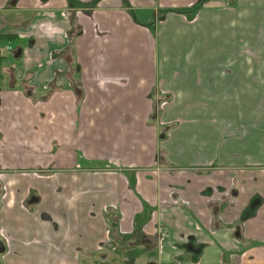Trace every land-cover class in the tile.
<instances>
[{
  "label": "crops",
  "instance_id": "0c3cea01",
  "mask_svg": "<svg viewBox=\"0 0 264 264\" xmlns=\"http://www.w3.org/2000/svg\"><path fill=\"white\" fill-rule=\"evenodd\" d=\"M75 1L0 0L1 264H264V117L245 114L238 139L212 119L208 167L197 151L160 159L148 125L169 75L165 30L211 26L226 2ZM239 71L228 96L247 93ZM178 76L174 94L212 112L259 106L215 100L232 77L211 98Z\"/></svg>",
  "mask_w": 264,
  "mask_h": 264
},
{
  "label": "rangeland",
  "instance_id": "374dc122",
  "mask_svg": "<svg viewBox=\"0 0 264 264\" xmlns=\"http://www.w3.org/2000/svg\"><path fill=\"white\" fill-rule=\"evenodd\" d=\"M223 1L226 3L212 5L211 26H169L165 30L168 62L164 64L169 75L160 81L164 82L163 86L156 85L157 93L153 96L150 113L153 115L148 119V125L156 127L153 132L155 130L159 140L157 143L162 147L159 149L160 159L162 155L165 159L169 158L171 165L176 161L193 159L188 157L193 151H197L196 155L200 154L197 167L212 165V119H220L222 129H230L233 138L238 139L247 129V124L240 122L245 114L253 119L258 113L264 117V92L258 99L256 95L257 86H260L256 76L264 72V0ZM144 28L154 33L153 26L146 24ZM201 65L205 67L199 70ZM243 67H247L249 73V85L243 89L247 93L226 95L242 87L239 84V70ZM181 69L188 70L192 74L189 82L211 98L212 85L217 87L219 80L229 83L228 79L232 77L234 85L218 93L215 100L229 98L231 103L255 102L259 106L252 111L232 109L225 114L218 110L212 112V99L190 96L188 100H183L174 94L175 88L180 86L181 81L177 83V76ZM261 76L264 77V73ZM225 118L228 120L224 122Z\"/></svg>",
  "mask_w": 264,
  "mask_h": 264
},
{
  "label": "flooded vegetation",
  "instance_id": "af4514ba",
  "mask_svg": "<svg viewBox=\"0 0 264 264\" xmlns=\"http://www.w3.org/2000/svg\"><path fill=\"white\" fill-rule=\"evenodd\" d=\"M67 1V0H66ZM4 53L2 51H0V57L3 56ZM5 194V192H3V195ZM174 194H177L176 192H170L168 194L169 197H171V199L173 200V197L174 198H177L174 196ZM36 195L32 194L30 195L29 197V201H32L34 199H36ZM165 200H163L162 202H164ZM166 202H164L163 204H165ZM198 228V226H197ZM7 241H8V234L6 232V230L0 226V243L2 244V246L4 247V250L2 252H0V257L3 256L4 254H6L8 252V245H7ZM1 244H0V247H1ZM222 261H220L219 263L221 264ZM0 264H1V261H0Z\"/></svg>",
  "mask_w": 264,
  "mask_h": 264
},
{
  "label": "trees",
  "instance_id": "16d2710c",
  "mask_svg": "<svg viewBox=\"0 0 264 264\" xmlns=\"http://www.w3.org/2000/svg\"><path fill=\"white\" fill-rule=\"evenodd\" d=\"M125 1H127V0H125ZM205 1L204 0H200L197 4H196V6H195V8H194V11H196L203 3H204ZM67 3L68 4H72V5H76V6H83L82 5V3H79V2H77V1H75V0H67ZM16 53V51H14V54ZM81 100V99H80ZM151 115H153V113L151 114ZM150 115V116H151Z\"/></svg>",
  "mask_w": 264,
  "mask_h": 264
},
{
  "label": "water",
  "instance_id": "95a60500",
  "mask_svg": "<svg viewBox=\"0 0 264 264\" xmlns=\"http://www.w3.org/2000/svg\"><path fill=\"white\" fill-rule=\"evenodd\" d=\"M1 244V243H0ZM4 250V247L2 246L1 244V247H0V252H2Z\"/></svg>",
  "mask_w": 264,
  "mask_h": 264
},
{
  "label": "built area",
  "instance_id": "2783aa9c",
  "mask_svg": "<svg viewBox=\"0 0 264 264\" xmlns=\"http://www.w3.org/2000/svg\"><path fill=\"white\" fill-rule=\"evenodd\" d=\"M8 49H10V47H8ZM161 242H162V240L159 241V243H161Z\"/></svg>",
  "mask_w": 264,
  "mask_h": 264
}]
</instances>
